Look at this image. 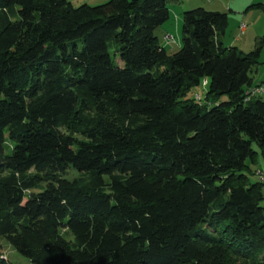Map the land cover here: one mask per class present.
I'll return each instance as SVG.
<instances>
[{
  "label": "trees",
  "instance_id": "16d2710c",
  "mask_svg": "<svg viewBox=\"0 0 264 264\" xmlns=\"http://www.w3.org/2000/svg\"><path fill=\"white\" fill-rule=\"evenodd\" d=\"M169 15L0 0V243L31 263L264 264V37L224 47L227 14L195 8L169 54Z\"/></svg>",
  "mask_w": 264,
  "mask_h": 264
},
{
  "label": "crops",
  "instance_id": "0c3cea01",
  "mask_svg": "<svg viewBox=\"0 0 264 264\" xmlns=\"http://www.w3.org/2000/svg\"><path fill=\"white\" fill-rule=\"evenodd\" d=\"M169 2H171V5H172L171 13L173 12V15H174L173 24H169V21H168L169 19H168L167 22H165L158 28V30L162 29L163 33L160 31L161 33L160 34L157 33L158 36L156 35L158 37L160 44L166 49V51L169 49L174 50L175 48L180 47V34L177 37L178 33L176 34V37H173L174 43L167 45L166 42L164 41V36L166 34H170V31H172L171 30L172 28H173V31L176 33V31H178L179 26H180V22H178L179 18L176 15V11L174 8V5L179 4L180 0H167L168 6H169ZM263 2L264 0H245L240 8H235V10L233 9L235 11L233 12L235 16L232 17L233 18L232 23L233 24L235 23L234 24V26L236 27L235 34L228 35L227 28H226L225 32L219 37V40L224 47H234L242 53H245L244 52L245 50L243 49L246 47L248 49H251L254 39H256L258 35H260L259 29L261 25H264V12H262L260 9L253 8L252 5L263 3ZM232 4H233V1L231 0L230 2L228 1L226 4L227 5L226 10L231 12ZM218 9L219 10H216V11H220L222 13L225 10V8H220V7ZM252 12H257V13H252ZM169 18H170V15H169ZM228 23H229V19H228ZM241 23H246L245 31L242 34L239 32V25ZM248 24H250L251 26L247 27ZM261 29H264V26ZM262 51L260 55H262ZM261 64H264V62H261ZM252 83H253L252 87H255L257 85H260L261 87H263V94L259 97V99L264 101V67H263L262 74L260 71L258 74V77L256 79L254 78L252 79ZM255 99H258V98H255ZM254 165H255V168L252 171V175H254L255 181L258 182L257 177L255 176L254 172L259 170L264 173V157L259 155Z\"/></svg>",
  "mask_w": 264,
  "mask_h": 264
},
{
  "label": "rangeland",
  "instance_id": "374dc122",
  "mask_svg": "<svg viewBox=\"0 0 264 264\" xmlns=\"http://www.w3.org/2000/svg\"><path fill=\"white\" fill-rule=\"evenodd\" d=\"M69 1H71L73 3V5H75V6H79L81 4H87L89 6H98V5L105 4L108 0H69ZM228 1L230 2V0H210V1H208V0H180L179 4H175L174 5L175 11H176V15L179 18L178 22H180V26H179L178 31H176V33L173 31V28H172L171 29L172 31H170V35L172 37H176V34L178 33L177 34V37H178V35L180 34L181 24H182V13L183 12L189 11V10H192V9H195V8H203V9H205L207 11L220 12V11H216V10H219L218 9L219 7L220 8H225L223 13H226L227 17L229 19V23H228V27H227V34L228 35L229 34H232V35L235 34V28H236L234 26L235 23L234 24L232 23L233 22V18L232 17L235 16V14L233 12H235L234 11L235 8H240L245 0H231V1H233L232 7H231L232 8L231 12L226 10V6H227L226 4H227ZM168 8H169V13H170V18H169L168 21H169V24H173L174 15H173V12L171 13V10H172L171 2H169ZM242 11H244V10H242ZM252 13H257V12H252ZM247 22H249V21H247ZM250 24H248L247 27H250L251 26ZM263 26L264 25H261V27L259 29L260 35H258L257 38L254 39L251 49H248L247 47L243 49V50H245L244 51L245 53H248V52L252 51V49L254 48L255 42L259 38L264 37V29H261V28H263ZM160 31L162 32V29L161 30L156 29L155 30V35H157V33L160 34L161 33ZM177 50H178V48H175L174 50L169 49V50H167V52L169 54H173ZM262 50H263L262 51V55H260L261 57H260V60H259L260 64H258L257 67L254 68L251 71V73H250V76H251L252 79L253 78L256 79L258 77V74H259L260 71H261V74H262L264 64H261V62H264V47H263ZM116 61L120 62L119 59H117ZM205 90H206V87L201 85L198 88L192 89L188 93L187 97L188 98H194L195 95H199L200 99H201V104H203L204 103L203 101H204ZM222 100H225V98H222ZM250 168H251V171H253V169L255 168V165L254 166L251 165ZM76 176H77V174L74 173V172H70L69 173V177H76ZM249 180H250L251 183H255L256 182L255 179H254V175H252V174L249 175ZM262 196H263V198H262V201H261V206L264 208V183H263V187H262ZM0 244H1V259L4 260L6 263H9V264H33L28 259L22 257L15 250H13V248L6 241L2 240Z\"/></svg>",
  "mask_w": 264,
  "mask_h": 264
},
{
  "label": "built area",
  "instance_id": "2783aa9c",
  "mask_svg": "<svg viewBox=\"0 0 264 264\" xmlns=\"http://www.w3.org/2000/svg\"><path fill=\"white\" fill-rule=\"evenodd\" d=\"M210 1V0H208ZM246 28V23H241L239 25V32L242 34L245 31ZM164 41L166 42L167 45L174 43V38L170 35V34H166L164 36ZM202 85L205 87L206 86V81L204 80L202 82ZM263 94V87H261L260 85H257L255 87H251L248 92H247V96L248 98H259L261 95ZM248 98L245 100V102L248 101ZM194 101L196 103H201V99L199 95H195L194 96ZM255 176L257 177V180L259 183H264V173L261 171H255Z\"/></svg>",
  "mask_w": 264,
  "mask_h": 264
}]
</instances>
